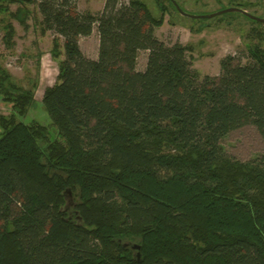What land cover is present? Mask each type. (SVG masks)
<instances>
[{
    "label": "trees",
    "instance_id": "trees-1",
    "mask_svg": "<svg viewBox=\"0 0 264 264\" xmlns=\"http://www.w3.org/2000/svg\"><path fill=\"white\" fill-rule=\"evenodd\" d=\"M27 5L55 35L58 75L42 95L49 127L25 120L38 80L24 87L0 60L11 106L0 114V264H264V153L243 162L221 143L249 124L264 138V32L248 62L229 54L219 75H201L191 46L158 39L163 18L142 0H105L96 14L76 0H0L9 49ZM95 27L92 59L79 38Z\"/></svg>",
    "mask_w": 264,
    "mask_h": 264
},
{
    "label": "rangeland",
    "instance_id": "rangeland-1",
    "mask_svg": "<svg viewBox=\"0 0 264 264\" xmlns=\"http://www.w3.org/2000/svg\"><path fill=\"white\" fill-rule=\"evenodd\" d=\"M155 18H163L161 26L155 28V34L166 44L180 42L192 47L187 52L192 68L201 75L217 76L221 72V60L231 54L240 57L242 63L250 60L246 47L258 42L254 29L264 32V23L252 22L243 13L233 11L212 18H190L182 15L170 0H142ZM161 1V2H160ZM177 4L191 15H206L225 8L237 7L249 14L264 18V0H175ZM78 10L93 14L102 10L105 0H76ZM127 4L129 0H120ZM171 2V3H170ZM165 10H161V5ZM17 3L10 4L15 11ZM29 16L25 29L16 19H12L15 28V45L12 49L5 46L4 32L0 24V60L15 80L24 87H29V79L38 80L35 90L36 106L28 112L25 120H35L50 127V119L42 107L44 89L52 86L57 79L58 64L51 57L54 33L41 34V17L34 5H27ZM82 52L89 58L98 57L99 38L96 27L91 35L79 38ZM264 47V40L260 42ZM147 51L141 50L137 58V68L143 70L146 65ZM62 58V56L60 57ZM9 104L0 100V114H7ZM51 135L53 136L52 132ZM225 154L240 161H250L264 153V138L254 125H245L231 131L222 139ZM74 197L67 195L70 206Z\"/></svg>",
    "mask_w": 264,
    "mask_h": 264
},
{
    "label": "water",
    "instance_id": "water-1",
    "mask_svg": "<svg viewBox=\"0 0 264 264\" xmlns=\"http://www.w3.org/2000/svg\"><path fill=\"white\" fill-rule=\"evenodd\" d=\"M170 1L174 5V7L178 10V12H180L182 15L187 16V17H190V18H196V19H198V18H212V17L218 16V15L224 14V13L238 11V12L243 13L245 16H247L248 18H250L253 21L260 22V23H264V18H260V17L254 16L252 14H249L248 12H246V11L240 9V8H237V7L225 8V9H222V10H219V11H216V12H213V13H210V14H206V15H191V14L185 12L177 4V2L175 0H170ZM66 194H71L70 193V189L65 190V195ZM124 246H126V245H124ZM133 248L139 249V246L138 245H134ZM137 255L139 257V254H137Z\"/></svg>",
    "mask_w": 264,
    "mask_h": 264
}]
</instances>
